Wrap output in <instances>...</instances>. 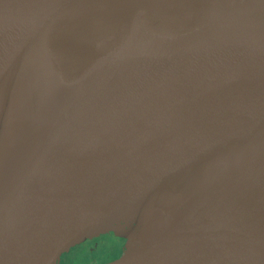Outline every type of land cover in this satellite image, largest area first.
Returning <instances> with one entry per match:
<instances>
[{
	"label": "water",
	"instance_id": "1",
	"mask_svg": "<svg viewBox=\"0 0 264 264\" xmlns=\"http://www.w3.org/2000/svg\"><path fill=\"white\" fill-rule=\"evenodd\" d=\"M39 70L80 84L0 194V264H58L106 232L129 245L246 152L228 190L93 264H264V0H0V160Z\"/></svg>",
	"mask_w": 264,
	"mask_h": 264
},
{
	"label": "bare ground",
	"instance_id": "2",
	"mask_svg": "<svg viewBox=\"0 0 264 264\" xmlns=\"http://www.w3.org/2000/svg\"><path fill=\"white\" fill-rule=\"evenodd\" d=\"M135 58L131 55L128 64ZM79 84L80 79L63 81L54 71L39 70L29 77L16 109L8 146L0 160V194L39 135L62 110ZM258 155L246 152L196 176L168 199L163 209L145 217L140 238L129 243L127 250L163 231L196 205L211 201L221 191L228 190L257 162Z\"/></svg>",
	"mask_w": 264,
	"mask_h": 264
},
{
	"label": "rangeland",
	"instance_id": "3",
	"mask_svg": "<svg viewBox=\"0 0 264 264\" xmlns=\"http://www.w3.org/2000/svg\"><path fill=\"white\" fill-rule=\"evenodd\" d=\"M161 206L158 210L164 208ZM127 248L128 243L125 237L106 232L74 247L71 251L62 255L58 264H93L118 256Z\"/></svg>",
	"mask_w": 264,
	"mask_h": 264
},
{
	"label": "flooded vegetation",
	"instance_id": "4",
	"mask_svg": "<svg viewBox=\"0 0 264 264\" xmlns=\"http://www.w3.org/2000/svg\"><path fill=\"white\" fill-rule=\"evenodd\" d=\"M89 240V239H88ZM119 256V255H118ZM116 257V256H115ZM112 258H114V257H112ZM112 258H109V259H104V260H101V261H98V262H103V261H106V260H110V259H112ZM98 262H96V263H98Z\"/></svg>",
	"mask_w": 264,
	"mask_h": 264
}]
</instances>
